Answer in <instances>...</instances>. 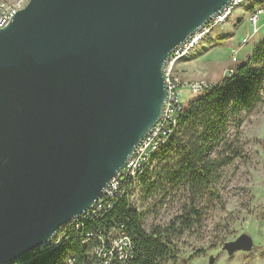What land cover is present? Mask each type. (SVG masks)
<instances>
[{
    "label": "water",
    "instance_id": "water-1",
    "mask_svg": "<svg viewBox=\"0 0 264 264\" xmlns=\"http://www.w3.org/2000/svg\"><path fill=\"white\" fill-rule=\"evenodd\" d=\"M231 2L29 0L0 29V264L102 198L162 118L173 52Z\"/></svg>",
    "mask_w": 264,
    "mask_h": 264
},
{
    "label": "rangeland",
    "instance_id": "rangeland-1",
    "mask_svg": "<svg viewBox=\"0 0 264 264\" xmlns=\"http://www.w3.org/2000/svg\"><path fill=\"white\" fill-rule=\"evenodd\" d=\"M259 7H264V0L247 2L238 7L205 40L199 41L183 60L175 62L173 78L177 79L178 85L204 82L215 86L225 78L223 76L227 71H233V65L243 61L245 53L253 52L264 38V14L259 16L256 24L258 33L247 45L240 47L244 36L252 32L248 18ZM236 48L240 51L232 63V52ZM178 95L183 108L196 96L186 88H180ZM217 136L232 142L238 137V145L246 159H234L217 171L213 188L218 200L211 199L207 193H203L198 200L197 207L203 214L201 223L174 240L177 252L175 264H209L210 257L214 259V264H264V102L255 105L248 113L240 112L236 117H229ZM221 146L220 141L213 147L211 158ZM154 169H160L156 162L147 177L158 184L159 179L152 173ZM164 188L165 193L155 190L153 194H147L142 192L139 183L134 191L136 208L143 213L142 228L146 232L154 226L165 228L186 204L187 195L182 190L166 193ZM241 234L252 238L253 250L228 257L222 250L223 245L235 241Z\"/></svg>",
    "mask_w": 264,
    "mask_h": 264
},
{
    "label": "trees",
    "instance_id": "trees-1",
    "mask_svg": "<svg viewBox=\"0 0 264 264\" xmlns=\"http://www.w3.org/2000/svg\"><path fill=\"white\" fill-rule=\"evenodd\" d=\"M253 50L246 61L233 65L231 78H222L209 91L187 101L180 113L178 129L155 156L154 163L160 169H154L152 173L160 182H151L147 177L148 168L140 177L144 193L153 194L155 190L165 193V186L166 193L180 189L187 195L186 204L182 205L178 216L165 228L154 226L146 232L142 228L143 213L127 205L126 199L119 200L110 212L86 221L79 237L73 234L71 240L60 248L35 258L27 256L22 264H68V260H73L72 264L87 262L92 247L81 244L82 234L97 233L119 225L124 226L134 245L129 264H175L177 252L174 240L201 223L203 214L197 207L198 200L203 193L217 199L213 188L217 171L234 159H246L238 145V137L233 142L223 141L217 134L229 117H236L240 112L248 113L255 105L264 102V38ZM220 141L221 148L215 149L211 158L213 147Z\"/></svg>",
    "mask_w": 264,
    "mask_h": 264
},
{
    "label": "built area",
    "instance_id": "built-area-1",
    "mask_svg": "<svg viewBox=\"0 0 264 264\" xmlns=\"http://www.w3.org/2000/svg\"><path fill=\"white\" fill-rule=\"evenodd\" d=\"M29 0H0V29L8 26V22L23 9ZM259 0H233L231 4L210 23L206 28L196 33L191 37L183 46L176 49L165 70L166 79V91L167 97L165 101V107L162 112V118L160 122L149 132L144 138L142 143L138 146V149L132 154L133 156L128 160L126 169L118 173L114 181L110 182L107 188L103 191V196L90 210H87L81 214L78 218L72 219L66 223L65 226L59 228L51 240L46 242L42 248L38 249L31 258L38 257L53 251L63 246L64 243L71 240L73 234L79 237L86 221L91 217L95 218L101 216L103 213L110 212L115 203L119 200H127V205L136 208V194L135 190L139 187L140 177L144 176L146 169H151L154 164L155 156L163 149L169 142L168 140L175 134L177 125L179 123L180 113L183 111L182 104L179 101V89H190L193 93H203L209 91L212 85L204 82L197 83V85L179 86L177 79L173 78V68L177 61L183 60L195 47L199 44V41L205 40L209 34H211L219 24L226 21L231 16V12L238 7H242L247 2H258ZM264 14V7H259L256 13L252 14L248 18L249 25L252 26V32L246 34L244 39L241 40V47L247 45L249 41L255 36L258 31L257 21L259 16ZM240 48H236L232 52L231 62L236 60V54L240 51ZM233 71H227L223 77L231 78ZM138 211V209H136ZM139 212V211H138ZM83 240L81 244H90L92 247L88 257L89 261L81 264H129L133 258L134 245L131 241V237L128 236L124 230V226L119 225L110 227L104 231H98L97 233L82 234ZM84 245V244H83ZM73 260H68V264H72ZM24 261H18L17 264H22Z\"/></svg>",
    "mask_w": 264,
    "mask_h": 264
},
{
    "label": "crops",
    "instance_id": "crops-1",
    "mask_svg": "<svg viewBox=\"0 0 264 264\" xmlns=\"http://www.w3.org/2000/svg\"><path fill=\"white\" fill-rule=\"evenodd\" d=\"M251 52H247L245 53V55L243 56V61H246V59L250 56Z\"/></svg>",
    "mask_w": 264,
    "mask_h": 264
}]
</instances>
